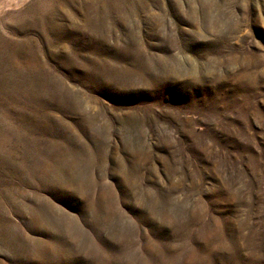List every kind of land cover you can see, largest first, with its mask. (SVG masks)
I'll return each instance as SVG.
<instances>
[{"label": "rangeland", "instance_id": "rangeland-1", "mask_svg": "<svg viewBox=\"0 0 264 264\" xmlns=\"http://www.w3.org/2000/svg\"><path fill=\"white\" fill-rule=\"evenodd\" d=\"M0 264H264V0H0Z\"/></svg>", "mask_w": 264, "mask_h": 264}]
</instances>
